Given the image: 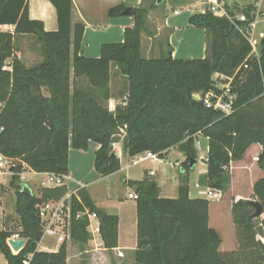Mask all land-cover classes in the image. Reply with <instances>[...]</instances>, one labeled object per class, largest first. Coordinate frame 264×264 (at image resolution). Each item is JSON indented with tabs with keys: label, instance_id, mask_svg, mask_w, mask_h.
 Instances as JSON below:
<instances>
[{
	"label": "trees",
	"instance_id": "16d2710c",
	"mask_svg": "<svg viewBox=\"0 0 264 264\" xmlns=\"http://www.w3.org/2000/svg\"><path fill=\"white\" fill-rule=\"evenodd\" d=\"M49 2L56 10L55 31H46L41 21L29 17L28 0H0V156L15 166L9 184L15 190L19 217L18 230L0 228V253L7 264H23L27 254L28 264H66L67 258L66 241L57 251L38 250L42 231L36 215L38 203L64 197L67 187H41L38 194L28 187L27 195L19 174L26 169L67 174L69 149L86 150L93 141L99 145L94 169L109 175L120 168L115 154L109 159L120 129L122 151L128 157L152 152L165 159L172 148L185 156L175 198L160 197L157 182L147 176L130 182L138 195L135 264H264V176L252 189L253 199L263 207L261 217L250 218L254 208L246 199L232 202L237 248L231 251L220 250L221 236L209 225L210 202L191 198L188 187L198 132L207 138L201 186L227 189L230 162L241 160L253 143L261 145L257 164L264 171V35L258 57L250 56L249 43L233 23L205 11L189 18L191 25L208 31L204 58H173L171 50L144 58L141 32L148 9L134 7L133 25L124 29L123 41L101 44L99 56L91 58L79 54L84 24L72 25V0ZM125 8L117 5L108 15H122ZM243 11L251 18L247 9ZM19 36H32L41 44V61L31 66L21 61L14 47ZM112 66L125 84L122 102L109 110L104 103L111 98ZM232 77L235 99L229 114L194 98L219 92L218 85ZM70 203L71 240L80 244L89 240L87 218H75L87 208L98 215L104 246H117V215L98 208L83 187L70 195ZM13 232L26 239L16 254L7 244Z\"/></svg>",
	"mask_w": 264,
	"mask_h": 264
},
{
	"label": "crops",
	"instance_id": "0c3cea01",
	"mask_svg": "<svg viewBox=\"0 0 264 264\" xmlns=\"http://www.w3.org/2000/svg\"><path fill=\"white\" fill-rule=\"evenodd\" d=\"M180 2V5H182L181 7L184 8H173V10L169 12L161 9L159 7L160 3L157 4L156 0H72V25L76 23L84 24V32L80 43L79 54L85 57L95 58L100 54L101 44L123 41L124 29L133 25L132 16L126 14L117 16L108 15V11L111 8L123 4L126 7H143L148 9L146 29L141 32V55L144 58L159 57L162 51L167 50H171L173 58H204L208 54V31L204 28H198L191 25L189 23V18L194 14L204 13L206 5L203 4L200 0L199 4L205 5V8L198 9L196 8L198 4L196 2L193 3V0H180ZM246 2L255 1L231 0L230 4L233 6L231 8H234V10H241L240 6L242 4L244 5V3ZM257 3L260 10L261 5L263 4L264 6V0H258ZM28 14L31 19L41 21L43 24V28L46 31L57 30L58 23L56 10L54 6L49 2V0H28ZM260 14V18L264 17V11L260 10ZM3 28H7V26L1 27V29ZM260 33L264 35V32ZM183 53H185L186 55L182 56ZM25 65L31 66L28 64ZM217 76L218 74H214V77ZM231 79H233V77L229 80ZM229 80L227 83H229ZM123 81L125 84V79H123ZM111 82L112 81H110V89ZM220 85L222 84H219L218 86ZM43 93L46 96L48 95V92L45 90L43 91ZM119 97L121 98L120 100L122 102L123 97H121L120 95ZM112 99L113 96L111 93V98L108 101ZM201 140L205 145L206 150L207 140L204 137H202ZM119 142L121 144L120 139ZM98 147L99 145L93 141H90L88 144V149H90L93 153V162L90 166V172L94 175V178L90 182L82 180V178L85 179V176L81 177L79 175L78 169L80 166L77 167L75 164H72L73 153L79 155L87 153L81 152L80 149H69L68 173L66 174L68 179L66 180L65 186L67 187L68 193L71 194L76 193L78 188H85L92 201L98 208L104 210L107 213L117 215V246L108 249L104 246L102 238H92L90 235L89 240L85 244H80L69 238L66 240V264H83L84 261L85 264H135V251L137 248L136 201L130 206L128 210H126L125 213H123L119 211L118 208H114L113 206H109L107 205V203H104L101 197H106L107 199L112 198L111 192H108L110 191L109 184L112 183L111 181L114 180L117 174H121L122 171H126V167L145 163L142 166V171L144 174L143 177L147 176L151 178L152 176H155V181L157 182L159 187V196L165 198H175L177 196L178 186L180 185L179 167L176 173L177 175L175 176V172L171 171V169L175 168L173 163H170L168 166L164 159L156 161L147 159L143 162L132 164L131 161L133 157H128L123 153L122 158L119 159L120 168L109 175L102 176L94 169V153L95 150L98 149ZM261 149L262 148L259 143H253L245 151L244 156L241 160L230 162V190L233 187L234 177L235 181L238 178H240L241 180L250 179V187L251 189H253L255 181L264 176V171L257 164V158L261 152ZM184 159L185 156L181 153L180 159L174 162V164L178 166L181 164V162H183ZM126 162V167H124L123 163ZM197 165L198 162L194 165L193 168H197ZM204 165V168L199 170L200 174L206 172L207 166L205 162ZM25 171H28L29 173H37L30 169H26ZM72 171H74V173H76L77 175ZM150 171H153V174H150ZM38 174L42 175V173ZM177 176L179 177L177 178ZM141 180L142 179L138 181ZM131 181L135 180L127 178L126 176L125 178H123V182L126 185ZM70 182H74L76 184L72 189H68V185ZM93 183H104V194L101 193V189H104V186H93L94 189H90L89 187L94 185ZM198 186L201 185L196 183L195 177H193L191 183L188 181L189 196L191 198L202 197V195L198 193ZM133 189V191L137 193V190L134 187ZM125 198L128 197L125 195ZM209 202L212 203L213 201ZM210 203L209 225L219 233L217 228L212 224V210L210 207ZM222 241L220 244V250H222ZM60 244L61 243H59V245ZM236 246L237 244L235 245V247ZM58 247L54 248L53 250H47L42 246V241L38 244V250L48 252L57 251ZM235 247L232 248L235 249ZM118 252H121L122 255L119 256Z\"/></svg>",
	"mask_w": 264,
	"mask_h": 264
},
{
	"label": "rangeland",
	"instance_id": "374dc122",
	"mask_svg": "<svg viewBox=\"0 0 264 264\" xmlns=\"http://www.w3.org/2000/svg\"><path fill=\"white\" fill-rule=\"evenodd\" d=\"M250 1V0H249ZM253 1V0H252ZM255 2L258 0H254ZM197 3L198 9L205 8V5L199 4L200 0H193V3ZM180 0H163L160 3V8L164 9V11L171 12L173 8H184L180 5ZM195 8V7H194ZM263 4L260 7L261 11H264ZM6 30L7 28H3ZM259 32H264V17H261L256 25V36H258ZM15 53L16 55L21 59L22 62L28 65H34L35 63L39 62L43 58V53L41 49V44L36 41V39L32 36H19L15 39ZM181 54V53H180ZM186 54L183 53L182 56H185ZM9 62V59L7 60ZM245 69V68H244ZM111 73V93L113 96V99L105 102L104 104L108 106L109 110H114L116 105L121 103V98L119 97L120 92L124 89V81L123 77H121L116 68L114 66L111 67L110 70ZM235 79L229 80V83L232 85L233 81ZM121 140V137H119ZM92 144V143H91ZM90 144V145H91ZM197 150V160L198 165L197 168H193L188 173V180L191 183L193 180V177L196 178V183L201 185L200 183V176L202 174L199 173V170L204 168V161L202 158L206 156V150L205 145L203 144L201 140V146L195 147ZM76 150V149H75ZM81 152H85L87 154H75L73 153L72 156V164H75L78 169V173L82 178V180H85L86 182L92 181L94 178V175L90 172V166L93 162V153L90 149L81 150ZM181 151H179L177 148L169 150L167 153V158L164 159L166 164L169 166L170 163H173L174 169H171V171L175 172V176L177 175L178 166L174 164V162L178 161L181 157ZM183 154V153H182ZM184 155V154H183ZM81 164V165H80ZM126 163H123L124 167ZM145 163L138 164V165H132L129 167H126V171H122L121 174H117L114 178L112 183L109 184V188L112 194V198L107 199L106 197H101L103 199L104 203H107L109 206H113L114 208H118L119 211L125 213L126 210L130 208L132 204L135 203V200L125 198V195L127 196L128 192L133 191V187L130 184H124L123 178L125 176L127 178H131L132 180L138 181L140 179H144L143 177V171L142 166ZM75 166V168H76ZM73 167V165H72ZM73 170V169H72ZM6 167H0V209H2V212L4 214V227H6L9 230L16 231L19 229V217L15 211L16 206V194L14 188L9 184L10 178H11V172L7 173ZM230 171V169H229ZM74 173V171H72ZM2 173L4 175H2ZM230 173V172H229ZM76 174V173H74ZM77 175V174H76ZM20 181L24 182L27 187H30L32 192L35 194H38L39 190L41 189V180L42 175L38 173H29L28 171H23L19 174ZM179 176H177L178 178ZM138 179V180H136ZM151 179L155 180V176H152ZM233 187L230 190V183L227 186V189L222 191V198L219 201H213L210 203V207L212 210V224L214 227L217 228L219 231V234L222 237V247L221 249L224 251H231L235 250L237 246V239H236V230L233 223L232 218V212H231V205L232 202H234L236 199H253V190L250 187V179L249 180H241L238 178L235 181V177L233 180ZM179 182L181 184V177H179ZM94 184V183H93ZM76 184L74 182H70L68 185V189H72ZM103 187L104 183L94 184L90 186V189H94V187ZM102 190V194H104V189ZM101 196V195H99ZM262 241L264 242V237H262ZM59 245L58 237L57 236H46L42 240V246L46 248L47 250H53L54 248H57ZM232 247H235L232 248ZM0 264H6L4 256L0 253ZM85 264V261L83 262Z\"/></svg>",
	"mask_w": 264,
	"mask_h": 264
},
{
	"label": "built area",
	"instance_id": "2783aa9c",
	"mask_svg": "<svg viewBox=\"0 0 264 264\" xmlns=\"http://www.w3.org/2000/svg\"><path fill=\"white\" fill-rule=\"evenodd\" d=\"M203 4L206 5L205 11L212 13L214 16L217 17H225L231 23H233L235 29L238 33L247 40L251 47L250 56L258 57V46L260 39L263 37L262 33H258L256 36V25L259 21L261 16L260 10L258 8L257 2H246L244 5L242 4L241 10H234L230 2L231 0H201ZM243 9H247L251 15H247ZM204 11V12H205ZM7 29L12 30V27H7ZM6 29V30H7ZM248 64L244 63L243 68H247ZM219 87V92L215 91H208L202 97L197 96L199 99L202 100L203 104L207 108H211L214 110H219L224 114H229L232 111V103L235 99V94L232 93L230 88V83L222 84ZM264 94V91H263ZM121 134H118L119 137L122 138L123 136V129H120ZM195 141L194 146L200 147L201 146V139L202 136L200 133L194 134ZM205 138V137H204ZM207 140V138H205ZM111 147L113 153L118 159L122 158L123 151L122 146L119 142L113 141L111 143ZM207 150V149H206ZM206 157L202 158L205 160ZM147 159L152 160H161L156 153L152 152H144L138 155L133 156L132 164H137L143 162ZM6 167L7 173H9V168L14 166L9 160L4 158L3 156L0 157V167ZM150 174H153V171H150ZM2 175H4L2 173ZM68 179L66 174H55L53 172H44L42 173V180L41 186L42 187H57L66 184V180ZM198 193L202 195V198L207 199L208 201H219L222 198V191L215 188L198 186ZM70 195L71 193H66V195L60 199H50L38 203L36 208V215L39 219V223L41 226L42 235L40 238L39 243L46 237V236H57L58 242L61 243L66 241L70 238V228L72 222V209L70 203ZM137 193L131 191L128 193L127 197L136 200ZM86 217L88 224L86 226V231L89 235L94 237L101 238V229H100V220L98 215L94 211H90L89 209H84L82 212H78L75 214V218ZM4 214L0 209V228H4ZM8 239H24L22 238L18 232H13ZM26 242V239H24ZM38 243V244H39ZM8 244V242H7ZM25 245V243H24ZM22 246V248L24 247ZM9 246V244H8ZM11 249V247L9 246ZM12 253L16 254L17 252L11 249ZM118 255L121 256L122 253L118 252ZM31 258V254H27L24 259L22 260L23 264H28L29 259Z\"/></svg>",
	"mask_w": 264,
	"mask_h": 264
},
{
	"label": "water",
	"instance_id": "95a60500",
	"mask_svg": "<svg viewBox=\"0 0 264 264\" xmlns=\"http://www.w3.org/2000/svg\"><path fill=\"white\" fill-rule=\"evenodd\" d=\"M162 0H156V3L159 4L161 3ZM133 13V7H126L123 11V14H126V15H132ZM195 99H198L197 96H194ZM114 153H111L109 155V159L111 160L112 157H113ZM198 162L197 159H190L189 161V165L191 168L194 167V165ZM15 170V166H11L9 168V172L13 173ZM23 193L25 194H30L31 191L29 190L28 187H24L23 188ZM247 201L253 206L254 208V211L253 213L250 215V218H258V217H261L263 215V207L261 205V203L258 201V200H255V199H247ZM8 244L9 246L11 247V249L15 252H19L21 249H22V246L24 245L25 241L24 239H18V240H14V239H8Z\"/></svg>",
	"mask_w": 264,
	"mask_h": 264
}]
</instances>
